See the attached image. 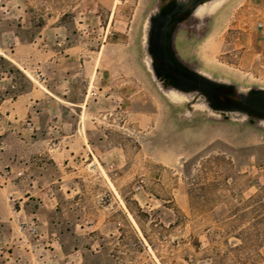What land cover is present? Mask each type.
Masks as SVG:
<instances>
[{
    "label": "rangeland",
    "instance_id": "374dc122",
    "mask_svg": "<svg viewBox=\"0 0 264 264\" xmlns=\"http://www.w3.org/2000/svg\"><path fill=\"white\" fill-rule=\"evenodd\" d=\"M151 4L0 0V264H264V128L160 91ZM179 42L264 89V0Z\"/></svg>",
    "mask_w": 264,
    "mask_h": 264
},
{
    "label": "flooded vegetation",
    "instance_id": "af4514ba",
    "mask_svg": "<svg viewBox=\"0 0 264 264\" xmlns=\"http://www.w3.org/2000/svg\"><path fill=\"white\" fill-rule=\"evenodd\" d=\"M213 1L152 0L142 26V48L147 67L155 72L152 76L157 85L186 90L188 84L170 71L183 77L194 71L204 73L196 59L182 52L179 39L186 35L201 39L212 15L230 0L207 5ZM194 89L191 100L181 104L222 121H239L264 128L263 90L224 84L209 87L202 80Z\"/></svg>",
    "mask_w": 264,
    "mask_h": 264
},
{
    "label": "water",
    "instance_id": "95a60500",
    "mask_svg": "<svg viewBox=\"0 0 264 264\" xmlns=\"http://www.w3.org/2000/svg\"><path fill=\"white\" fill-rule=\"evenodd\" d=\"M154 71H151V73H153ZM155 73V72H154ZM171 74H175L177 77H181V80L183 79L184 82H186L188 84V87L186 88V90L181 89V87H177V86H173L169 89H164L161 86L160 91L166 95L167 92L170 91H176L179 92L181 94H185L188 95V101L191 100V94L194 93V86L197 84V82H199V80L204 81L205 83L208 84L209 87H212L214 85H219V84H224V85H233L236 86L235 84H230L224 80H218V79H214L212 77H210L208 74L206 73H201L198 71H194L191 75H187L186 77L181 76L178 72L170 71ZM180 79V78H179ZM264 91V89H261Z\"/></svg>",
    "mask_w": 264,
    "mask_h": 264
},
{
    "label": "bare ground",
    "instance_id": "6f19581e",
    "mask_svg": "<svg viewBox=\"0 0 264 264\" xmlns=\"http://www.w3.org/2000/svg\"><path fill=\"white\" fill-rule=\"evenodd\" d=\"M219 1H227V0H215V1H213V2H210V3L207 4V5L210 6V5H213L214 3L219 2ZM167 93L173 95L172 97H174L175 100H178V102H179V101H182V102H187V101H188V95L181 94V93L176 92V91H170V92H167ZM175 100H174V101H175ZM171 101H172V100H171ZM178 102H177V103H178ZM263 126H264V125H263Z\"/></svg>",
    "mask_w": 264,
    "mask_h": 264
},
{
    "label": "crops",
    "instance_id": "0c3cea01",
    "mask_svg": "<svg viewBox=\"0 0 264 264\" xmlns=\"http://www.w3.org/2000/svg\"><path fill=\"white\" fill-rule=\"evenodd\" d=\"M214 138H219V137L218 136H216V137L214 136Z\"/></svg>",
    "mask_w": 264,
    "mask_h": 264
}]
</instances>
